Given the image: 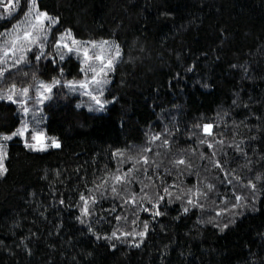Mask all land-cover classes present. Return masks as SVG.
Returning a JSON list of instances; mask_svg holds the SVG:
<instances>
[{
	"label": "trees",
	"instance_id": "obj_1",
	"mask_svg": "<svg viewBox=\"0 0 264 264\" xmlns=\"http://www.w3.org/2000/svg\"><path fill=\"white\" fill-rule=\"evenodd\" d=\"M37 5L59 22L43 30L45 58L35 60L40 47L33 45L28 62L19 65V50L5 57V41L10 48L35 21L25 16L28 0L11 15L0 6V33H6L0 36V68L8 69L0 76V95L13 84L17 93L27 87L28 97L16 99L30 110L24 117L19 104L0 100V133L10 134L22 117L30 124L24 138L0 139L7 151V172L0 175V264H264V0ZM65 30L82 41H109L108 58L119 45L104 86L103 98L111 101L106 111H89V96L63 86L85 75L75 53L63 61L56 53L54 42ZM53 77L61 84L38 103L40 82L50 84ZM205 124L213 125L211 135ZM34 127L48 138L43 151L25 147ZM53 137L61 147L50 146ZM117 150L123 155H113ZM181 158L185 164H174ZM118 170L129 182L116 185L114 194ZM197 189L206 194L198 200L202 208L187 204ZM81 193L97 197L86 217ZM133 195L136 203H125ZM160 196L163 215L145 212L152 208L149 199ZM237 196L241 206L234 208ZM145 222V236L134 235ZM223 224L229 227L220 231Z\"/></svg>",
	"mask_w": 264,
	"mask_h": 264
},
{
	"label": "snow or ice",
	"instance_id": "obj_2",
	"mask_svg": "<svg viewBox=\"0 0 264 264\" xmlns=\"http://www.w3.org/2000/svg\"><path fill=\"white\" fill-rule=\"evenodd\" d=\"M20 5V0H0V6H2L5 9V12L8 15H11V12ZM29 9L25 13L26 17H29L30 20H34L35 23L28 22V27L23 30V37L21 38L20 35H16L15 39L12 40L11 44L12 46L9 48L7 47V40L5 41L6 50H5V57L7 56L8 51H20V56L15 60V64L19 65L22 63H27L29 58L27 56V53L34 52L33 45L39 44L40 50L38 53L34 54L35 60L39 61L43 58H45V52H44V41L48 39L47 33H44L43 30L45 28L51 29L53 25H56L59 21L58 18L51 16L47 11L41 10L39 6L37 5V0H28ZM34 13V15H33ZM20 22H18L19 25ZM18 25H13V28H17ZM8 32H11V30H7ZM43 33L44 39L41 40V34ZM6 33H0V36H4ZM20 42L19 45H17V42ZM56 49L57 55H59V58L61 61L65 60L66 55L75 53L77 59L80 62V72L84 73V79L81 80H68L66 83H64V87H67L70 91H80L82 95L89 96L91 100L93 101V104L89 106V111L93 112H103L106 111V105L111 103L106 98H103L104 96V86L108 83L107 76L108 72L113 68L115 61L117 58L120 57V49L119 45L115 46V53L114 56L111 58H108L105 55V52L108 47L110 46L109 41L104 40L97 42L95 40L91 41H82L77 39L71 32V30H65L64 33L60 34L59 39H56L53 45ZM90 48H99L101 51L99 53H91ZM63 50H66L63 51ZM82 53V58H81ZM70 58V57H69ZM99 61V66H94L90 61ZM51 63L54 65L55 60L51 61ZM235 67V66H233ZM8 71L7 68H0V76H3ZM188 71H191V69H188ZM64 69L60 68V74L63 76ZM88 73H91L89 76ZM61 84V80L53 77L52 83H45L40 82L39 88H38V98L37 102L40 104H43L45 100L51 99V96L53 94V89ZM29 88L25 87L20 90L19 93H17L16 86L13 84L11 88L8 90L7 93L0 95V100H8L12 103L19 104L21 106L22 112L24 114V117H27L29 113V108L25 104V100H18L16 99V96L23 95L24 97H28ZM233 103H236V101H233ZM79 106V105H78ZM38 125V122H37ZM29 121L25 118H21L20 126L15 128L14 131H11L10 134H3L0 133V139L4 141L12 140L13 137H21L24 138L26 133L29 132ZM213 125L212 124H205L203 126V130L206 134L211 135L212 134ZM48 138L46 137L45 133L40 130L34 129L31 132V141L29 142L27 139H25V147L33 150H41L43 151L49 145L45 143V141ZM153 140L159 139L158 136L152 137ZM164 143L167 144V139L164 140ZM201 143H204L203 140H201ZM52 147L59 148L61 147L60 142L56 138H51V145ZM209 148H213V145L211 143L208 144ZM237 150L239 151V146L237 145ZM147 151H150V149H147ZM123 155L122 152L117 150L116 153L113 155ZM7 156L6 151V145L0 144V175H3L5 172H7V168L4 166V159ZM213 156H215V152H213ZM130 159H135L134 157H130ZM141 159L143 160L144 164H148L149 158L147 156H142ZM139 163V161H137ZM185 160L183 158L176 160L174 164L176 165H182L185 164ZM213 165L216 168H222V165L220 161L213 160ZM132 169L129 170L131 172ZM112 179L114 180V184L111 187V191L114 194H118V189L116 185L126 184L129 182L128 180V173L119 174V170L117 174H113ZM151 179V177H149ZM251 184V182H249ZM106 186V181L104 184L96 185V189L99 190V188ZM144 187H147L145 185ZM209 191L212 190L213 185L209 184L208 186ZM251 187L253 190H255L256 185L251 184ZM90 192L92 190H89ZM143 191V189H142ZM165 193H168V189H164ZM191 192V190H189ZM206 195L205 193L201 192L199 189H197L195 196L196 199H193L191 196H189L187 204L192 207H203V205H200L198 203L199 197ZM145 196L147 194L145 193ZM179 199V197H177ZM164 199L163 196H160L159 199L155 200L154 202L149 199V202L152 204V208H144L145 212H151V214L154 217H159L163 215L159 208L160 201ZM242 197L237 196V204H234L233 207H239L241 206L239 204V201H241ZM97 200V197L95 195H89L85 196L83 193L80 194V201L82 202L81 207V215L83 217L89 216L92 214V209L90 208V203L95 204ZM131 202L133 204L136 203L135 196H130L128 200H125V203ZM63 203V201H61ZM255 205L253 204V208ZM112 211H115V209H112ZM183 211L185 213H188L190 211V208L188 206L183 207ZM221 215L220 212H217V216L219 217ZM77 219H81L80 217H77ZM117 220L121 219V217H116ZM211 222V221H210ZM81 223H84V220L81 219ZM135 223V221H134ZM230 223H234V221H230ZM229 227L228 224H223L219 226L220 231H224ZM148 229V223L145 222L144 224V230L140 231L139 233H136L135 230L133 232L134 235H138L140 237H144L147 233ZM88 231L91 232L92 228L89 226ZM122 235H127L126 233H121ZM113 237L117 236L116 232L112 233ZM99 239V237H97ZM110 239L109 237H106ZM136 247H139V244L137 243L135 245ZM112 247H115V245H112Z\"/></svg>",
	"mask_w": 264,
	"mask_h": 264
}]
</instances>
